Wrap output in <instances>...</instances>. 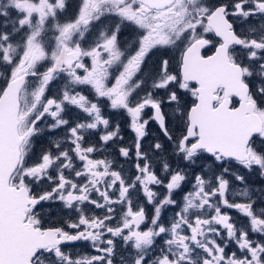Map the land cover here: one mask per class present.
Segmentation results:
<instances>
[{
  "label": "snow or ice",
  "instance_id": "snow-or-ice-1",
  "mask_svg": "<svg viewBox=\"0 0 264 264\" xmlns=\"http://www.w3.org/2000/svg\"><path fill=\"white\" fill-rule=\"evenodd\" d=\"M0 264H264V0H0Z\"/></svg>",
  "mask_w": 264,
  "mask_h": 264
},
{
  "label": "flooded vegetation",
  "instance_id": "flooded-vegetation-1",
  "mask_svg": "<svg viewBox=\"0 0 264 264\" xmlns=\"http://www.w3.org/2000/svg\"><path fill=\"white\" fill-rule=\"evenodd\" d=\"M115 119H117L118 121L120 120V117H115ZM253 179H256L255 177H253ZM168 215L170 216L171 213H168ZM78 251H83V252H91L92 250L90 248H80L78 249Z\"/></svg>",
  "mask_w": 264,
  "mask_h": 264
}]
</instances>
